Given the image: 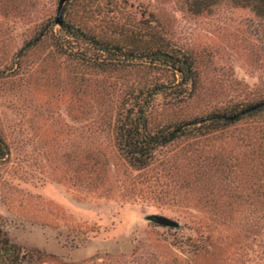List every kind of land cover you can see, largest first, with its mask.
<instances>
[{
  "label": "rangeland",
  "instance_id": "374dc122",
  "mask_svg": "<svg viewBox=\"0 0 264 264\" xmlns=\"http://www.w3.org/2000/svg\"><path fill=\"white\" fill-rule=\"evenodd\" d=\"M59 1L0 0V229L24 264H264V119L213 136L177 135L200 125L185 123L264 98V22L236 0L200 10L196 0L64 4L63 20L101 41L121 43L122 28L150 25L166 51L195 60L193 94L173 102L168 87L147 97L148 130L167 127L177 139L136 170L115 144L125 88L174 77L140 58L131 72L89 69L50 39L19 58L43 27L60 31Z\"/></svg>",
  "mask_w": 264,
  "mask_h": 264
},
{
  "label": "trees",
  "instance_id": "16d2710c",
  "mask_svg": "<svg viewBox=\"0 0 264 264\" xmlns=\"http://www.w3.org/2000/svg\"><path fill=\"white\" fill-rule=\"evenodd\" d=\"M209 1L196 0L194 7L200 10V7L205 8ZM236 2L241 7L249 8L256 18L264 22V0H236ZM149 28L150 25H148L147 32H141V30L124 27L120 30L122 34L121 43H113L97 39L85 26H76L63 20L58 33H55L53 28L43 27L39 34L34 37L32 43L29 42L27 46L21 49L18 57L22 58L28 51L35 49L36 45L50 39L56 52L76 60L89 69L105 72H131V70L136 69L131 61L140 58L148 60L150 65L171 72L174 81L168 86L142 84L140 87H126L125 96L116 111L114 122L116 148L128 165L136 170L148 167L153 160L154 150L177 139V135L186 138L213 136L228 131L233 125L245 118L264 119V107L245 112L251 106L264 102L263 98L246 107L236 108L232 106L228 110L213 113L191 123H185V125L199 123V128L196 129L195 133H191L192 130L184 129L176 135V132L172 133L167 127L151 133L148 130L147 120L143 112V105L147 97L159 92H166L168 87H173V102H181L196 91L199 74L195 60L190 55L169 53L164 49L166 45L159 41L155 31L149 30ZM145 38L152 40V47H143L142 43ZM106 53H112L114 56L122 55L127 60L119 61V59L111 58L107 61ZM15 64L18 66V63ZM5 151V144L0 137V158L6 154ZM24 259L25 255L20 253L15 244L9 242L5 232L0 229V264H24Z\"/></svg>",
  "mask_w": 264,
  "mask_h": 264
},
{
  "label": "water",
  "instance_id": "95a60500",
  "mask_svg": "<svg viewBox=\"0 0 264 264\" xmlns=\"http://www.w3.org/2000/svg\"><path fill=\"white\" fill-rule=\"evenodd\" d=\"M67 1H69V0H60L59 1V5L57 8L56 21H55V23L59 26H62V23H63V18H62L63 6ZM262 107H264V102L251 106L249 109H246L245 112L254 111V110L262 108ZM145 219L147 221H150L154 224H157V225L163 226V227H170V228L178 227V224L176 222H174L173 220H171L167 217L160 216V215H147V216H145Z\"/></svg>",
  "mask_w": 264,
  "mask_h": 264
}]
</instances>
